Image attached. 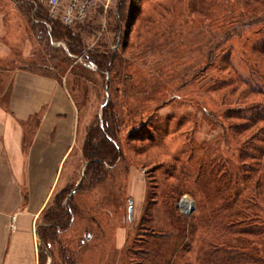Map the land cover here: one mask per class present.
Instances as JSON below:
<instances>
[{"label": "rangeland", "instance_id": "1", "mask_svg": "<svg viewBox=\"0 0 264 264\" xmlns=\"http://www.w3.org/2000/svg\"><path fill=\"white\" fill-rule=\"evenodd\" d=\"M40 9L49 14L40 0H0V123L9 113L13 74L23 68L53 76L76 109L60 182L36 224L38 264H233L226 247L217 248L228 236L229 256L258 254L264 264V236L254 241L204 226L215 216L203 213L197 199L210 206L208 197L198 185L176 187L171 173L205 156L236 159L239 149L229 138L212 149L215 123L231 97L211 79L255 71L250 81L264 82V54L254 51L264 41V0H99L83 24L84 47L115 51L111 73L46 39L37 25ZM228 53L232 66H220ZM109 102L121 156L98 177L86 167L83 147ZM26 126L31 137L35 121ZM190 137L205 140L204 149H192ZM213 206L224 221L221 202ZM259 207L264 225V199Z\"/></svg>", "mask_w": 264, "mask_h": 264}, {"label": "trees", "instance_id": "2", "mask_svg": "<svg viewBox=\"0 0 264 264\" xmlns=\"http://www.w3.org/2000/svg\"><path fill=\"white\" fill-rule=\"evenodd\" d=\"M36 17L39 20L37 25L44 31L46 39H51L56 43L64 42L67 44L68 52L72 57H81L84 62H88V60L90 63L95 62L100 71L110 73L113 71L115 51L109 54L85 51L83 31L87 30V27L78 25L76 31L74 26L64 25L59 20L50 18L48 12L43 9H40L39 13L37 12ZM254 51L264 54V41ZM231 59L232 54L224 55L220 66H232ZM215 60L216 55L214 54L207 63L208 67L213 65ZM86 65L88 64L86 63ZM21 70L37 73L28 68ZM235 73V78L223 81L220 79L211 80H214L213 87L225 89L227 95L231 97L230 101L224 105L227 108L220 112L221 118L218 117V122L215 123L218 124L217 135L219 140L215 143L216 148L213 145L212 149H221L219 147L220 142L229 138L233 144H236L234 149H239L236 159L223 155L221 156L224 159H213L205 156L198 159L199 164L197 166L189 167L187 163L190 161H188L181 164L180 170L177 172L172 170L171 173L175 175V179L177 178L176 187L192 188L194 185H198L200 186L198 193H202L205 198L208 197L210 206H207L205 201L201 203L196 198L200 208H203V213L208 216H215L213 217L214 221H207V225L205 222L202 223L204 226L210 225L212 230L217 227H224L231 235L252 236L251 239L259 241L264 236V225L258 222L261 217L259 206L264 199V82L255 84L254 81H250L256 74L255 71L251 73L252 75L250 73L248 75ZM37 74L54 78L51 75ZM107 106L109 108L104 111L106 112L105 117L101 120L103 124L97 125L88 133L83 147L84 158L87 162L86 167L88 170H94V175L98 177L106 174V164L114 165L121 156L117 114L112 109L114 108L113 104L109 102ZM93 132L96 133L92 134ZM247 132L250 135L244 136ZM195 140L194 137L188 138L190 147L193 145L192 149H204L207 142L203 140L201 143H197ZM173 169L175 168L173 167ZM218 183L221 184L219 185L220 189H215V185ZM215 202H221L222 208L227 211L226 216L223 217L224 221L218 222L220 219L216 215H221V211L213 206ZM254 207L256 210H253ZM190 223H193V226L191 225L189 232H193L195 225L194 222ZM51 228L54 230L55 225L45 230L47 235L51 234L48 231ZM44 239H46L45 236ZM232 239L233 236H228L217 248L226 247L227 253L230 254L232 247L229 244ZM234 253L235 255L232 256L227 254L230 263H262V258L258 254L254 256L236 253L235 251ZM223 254L221 257H217L218 260L223 257ZM214 255L216 257V254Z\"/></svg>", "mask_w": 264, "mask_h": 264}, {"label": "crops", "instance_id": "3", "mask_svg": "<svg viewBox=\"0 0 264 264\" xmlns=\"http://www.w3.org/2000/svg\"><path fill=\"white\" fill-rule=\"evenodd\" d=\"M76 109L54 78L18 70L0 123V264H38L36 224L60 182ZM35 121L30 137L27 122Z\"/></svg>", "mask_w": 264, "mask_h": 264}, {"label": "built area", "instance_id": "4", "mask_svg": "<svg viewBox=\"0 0 264 264\" xmlns=\"http://www.w3.org/2000/svg\"><path fill=\"white\" fill-rule=\"evenodd\" d=\"M51 15L64 25H83L94 11L99 0H40Z\"/></svg>", "mask_w": 264, "mask_h": 264}, {"label": "bare ground", "instance_id": "5", "mask_svg": "<svg viewBox=\"0 0 264 264\" xmlns=\"http://www.w3.org/2000/svg\"><path fill=\"white\" fill-rule=\"evenodd\" d=\"M35 237H36V239L38 240V234H36V236H35Z\"/></svg>", "mask_w": 264, "mask_h": 264}, {"label": "water", "instance_id": "6", "mask_svg": "<svg viewBox=\"0 0 264 264\" xmlns=\"http://www.w3.org/2000/svg\"><path fill=\"white\" fill-rule=\"evenodd\" d=\"M80 182H81V180H80ZM79 187V186H78ZM131 210V209H130Z\"/></svg>", "mask_w": 264, "mask_h": 264}]
</instances>
